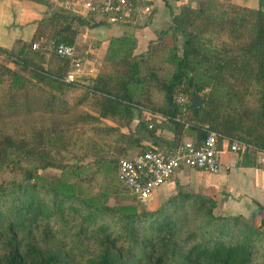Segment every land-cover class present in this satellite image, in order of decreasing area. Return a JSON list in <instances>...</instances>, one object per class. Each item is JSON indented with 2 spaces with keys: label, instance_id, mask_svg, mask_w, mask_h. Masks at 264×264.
I'll return each instance as SVG.
<instances>
[{
  "label": "trees",
  "instance_id": "trees-1",
  "mask_svg": "<svg viewBox=\"0 0 264 264\" xmlns=\"http://www.w3.org/2000/svg\"><path fill=\"white\" fill-rule=\"evenodd\" d=\"M57 12L67 16L52 11L36 20L28 42L0 47V174L20 176L0 181V264H70L73 253L55 235L74 236L84 264H264L261 225L214 213L217 200L203 192L178 184L164 200L169 210L161 204L138 212L88 191L103 166L125 187L118 157L131 148L176 147L188 130L195 141L212 129L226 142L251 145L247 151L264 149V8L181 4L143 52H133L131 35L109 37L88 84L63 79L72 60L54 45L73 44L79 25L95 23ZM194 94L200 107L190 104ZM143 110L178 119L148 118ZM243 154L250 164L251 154ZM45 168L66 173L63 191L31 181Z\"/></svg>",
  "mask_w": 264,
  "mask_h": 264
},
{
  "label": "crops",
  "instance_id": "crops-1",
  "mask_svg": "<svg viewBox=\"0 0 264 264\" xmlns=\"http://www.w3.org/2000/svg\"><path fill=\"white\" fill-rule=\"evenodd\" d=\"M138 5H149L150 12H136L125 22L108 23L103 17L91 13L85 16L92 25H79L74 37V57L80 62L82 74L77 76L78 83L88 84L95 76L111 36L131 35L135 39L134 53L145 51L147 44L155 39L170 24V15L181 4H195L197 0H133ZM248 7L264 8V0H227ZM64 9L58 0H0V47L14 48L17 41L28 42L33 34L36 20L52 11ZM99 21V22H97ZM97 22V23H96ZM40 38L36 43L43 41ZM50 40L46 44L48 46ZM51 45V44H50ZM49 45V46H50ZM48 46V47H49ZM147 110L142 115L148 117ZM138 119L134 111L131 119L132 129ZM149 122V121H148ZM155 121H152V124ZM160 135L171 138V133L161 130ZM195 141L192 131L182 136L183 141ZM144 143H150L144 140ZM219 168L215 173L198 169L179 168L164 183L160 184L145 200L165 197L178 184H188L192 189L203 192L217 200L219 211L223 214H240L251 225L264 230V154L259 151L231 152L223 141L217 145ZM251 154L244 163V154ZM187 171L185 174L183 171ZM165 190L158 196V189ZM147 203V204H148Z\"/></svg>",
  "mask_w": 264,
  "mask_h": 264
},
{
  "label": "built area",
  "instance_id": "built-area-1",
  "mask_svg": "<svg viewBox=\"0 0 264 264\" xmlns=\"http://www.w3.org/2000/svg\"><path fill=\"white\" fill-rule=\"evenodd\" d=\"M64 10L73 14L87 16L91 13L104 17L108 23L125 22L136 12L148 14L149 5H138L131 0H58ZM37 43H32L34 48ZM54 52L58 56L70 58L68 69L63 79L65 81L77 82V76L82 74V67L77 57H74L75 48L73 44L59 42L54 45ZM177 102L182 103L185 98L181 95L176 97ZM148 118L167 119L170 117L158 111H148ZM188 123L186 122L185 125ZM152 121L147 123L151 127ZM202 139L192 142L183 141L180 145L170 149H145L120 156L116 161L117 177L128 191L137 200H145L160 184L166 182L179 168H191L215 173L219 168L217 157V143L227 141V137L218 131L207 129ZM227 149L231 152H240L253 149L239 139H230L226 142ZM264 154L263 150H258Z\"/></svg>",
  "mask_w": 264,
  "mask_h": 264
},
{
  "label": "rangeland",
  "instance_id": "rangeland-1",
  "mask_svg": "<svg viewBox=\"0 0 264 264\" xmlns=\"http://www.w3.org/2000/svg\"><path fill=\"white\" fill-rule=\"evenodd\" d=\"M132 125V123H130V126ZM136 150H138L137 148H131L127 151L128 153H133ZM68 155V154H67ZM90 157H87L83 160H81V163H89L90 162ZM72 162L74 163H79L75 158H71ZM87 168V167H86ZM184 174L187 171H183ZM114 173V172H113ZM35 179L33 178V180L31 181H37L39 183H44L46 185H48V183H54L55 187H58L61 191H63L60 187L61 182H64V176L66 175V173H63L62 171L58 170V169H54V168H45V169H41L38 170L37 174H35ZM110 175L113 176V179H110ZM19 175H13V174H0V181L2 179H7V178H19ZM37 177V178H36ZM182 185V190L183 191H187V192H199L198 190L192 189L191 186H189L188 184H179ZM89 193L94 195V194H98V193H107V201L109 203L112 204H118V205H134L136 211L138 212H148L151 210H154L156 208H158L161 204H164V208H168L170 206L169 203L165 204V199L169 196V195H174L176 193V186L171 187V189L168 191L169 193L163 197V198H158L157 196L155 197V199L151 200V203L149 204L146 201H140L135 199L133 196H131L127 190L125 189V187H123V185L117 181L116 178H114V175L112 174V170L108 169L107 167H100L97 171V176L95 178V181L92 182V186L90 188V190L88 189ZM158 196H164L165 194V190H163V188H159L158 190ZM82 193H84L83 191H81ZM112 194V195H111ZM109 195L113 196L110 197ZM148 203V204H147ZM170 208V207H169ZM168 208V210H169ZM214 213H219V209L217 210V212L215 211ZM59 237L62 242H63V247L65 249H69L73 254H70V264H84V260L83 258L80 256L79 251L76 250V240L74 238V236H57ZM258 251L261 252V248H258Z\"/></svg>",
  "mask_w": 264,
  "mask_h": 264
},
{
  "label": "water",
  "instance_id": "water-1",
  "mask_svg": "<svg viewBox=\"0 0 264 264\" xmlns=\"http://www.w3.org/2000/svg\"><path fill=\"white\" fill-rule=\"evenodd\" d=\"M56 14H59L61 16H67L65 13H61V12H54ZM52 43V40H50V43L49 45ZM48 45V46H49ZM149 46V44H147V47ZM144 53H141L140 56H143ZM169 100H170V97H169ZM190 104L193 106V107H200L201 106V99L200 97L197 95V94H194L190 97ZM204 136L203 133L200 134V139H202Z\"/></svg>",
  "mask_w": 264,
  "mask_h": 264
}]
</instances>
